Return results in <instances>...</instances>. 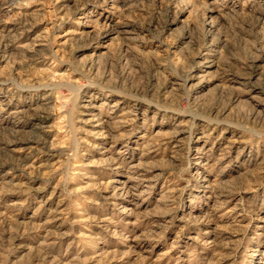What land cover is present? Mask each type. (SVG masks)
Returning <instances> with one entry per match:
<instances>
[{"label":"rangeland","instance_id":"obj_1","mask_svg":"<svg viewBox=\"0 0 264 264\" xmlns=\"http://www.w3.org/2000/svg\"><path fill=\"white\" fill-rule=\"evenodd\" d=\"M14 1L0 0V264H264V0ZM122 28L135 40L108 36ZM205 47L217 66L185 85ZM46 95L40 126L4 121ZM116 104L126 123L103 124ZM133 165L154 186L114 197Z\"/></svg>","mask_w":264,"mask_h":264},{"label":"bare ground","instance_id":"obj_2","mask_svg":"<svg viewBox=\"0 0 264 264\" xmlns=\"http://www.w3.org/2000/svg\"><path fill=\"white\" fill-rule=\"evenodd\" d=\"M19 2L20 0H15L13 2V4H18L19 5ZM209 26L211 28L214 27V25L211 23L209 24ZM117 34L118 36L120 37H123V39H126V40H129V41H134L135 38L133 36V33H131L129 31V29H116L114 31H112L111 33H109L108 36L112 35V34ZM191 38V37H190ZM193 39H191L187 44H192L194 43L192 41ZM213 49V48H212ZM208 47H205L203 49L202 52H200L197 56H199L200 58V62L197 63V67H198V73L194 76L191 75L190 77V74L188 73L184 78V82H185V85H186V82L193 78L197 81V85H198V89H201L203 88V84L204 82L206 81L207 79V76H209V74L211 73V70L213 68H215L218 64V61L215 57V55L212 53L214 52V50H212ZM194 68V67H193ZM192 72V71H191ZM177 86H179L180 84L179 83H176ZM176 87V86H175ZM194 88V87H193ZM196 90V89H195ZM50 95H46L45 97H43V101L38 104H31L30 106H28V108H24V106L20 105L18 107H14L12 108L8 115H6V117H4V121L9 123L11 125V127L16 130V132L20 131L23 127L27 126L28 123H24L22 121L24 115H28L31 119L33 118L34 121H36L39 125V124H42V121L43 120H47V116H45V113H44V108H42L43 106H48L52 103V101L50 100ZM89 104L88 105H85L84 108V112H86V115L87 116H93L91 115L93 113L94 110H97L98 107H96L94 104H93V100L91 101H88ZM87 102V103H88ZM11 106V101L8 100V101H2L0 102V110L1 111H6L8 110V108H10ZM114 109H112L108 115V119H104L103 120V124L104 123H108V121H111V119L114 120L113 123H126V119H128L130 112H125L124 113H121L120 115L118 114L119 112V105H115L113 107ZM180 116H183L184 118L186 116L190 117L191 119L193 120H200V116H196V115H184V114H180ZM110 123V122H109ZM40 126V125H39ZM39 126H36V128H40ZM20 129V130H18ZM185 132L184 130H181V129H177L174 133V138H178L181 139L182 136L185 135ZM29 143V142H28ZM115 143V142H114ZM32 148V147H31ZM211 152V149L209 150ZM206 153V155H204L203 153L199 156H197V159L201 162H197L196 164L199 166L200 164H202V161L207 158V160L209 159V157L212 155V153ZM114 164V163H113ZM119 164V159L115 161V165ZM120 169L121 167L118 166L117 169ZM114 169V168H113ZM148 172V171H147ZM122 178H119V179H115L113 182L117 183V185L114 187V192H113V196L114 197H117L121 200H126L129 198H133V197H136V196H140V195H144L147 193V190H150L153 186H154V183L156 182L157 180V177L159 175H155V176H149L147 173L144 174V172H141V169L138 167V166H131L129 167V170L126 171V173H123L121 174ZM206 182V181H205ZM206 188V192L209 191V190H212V186L211 184H207L205 185ZM212 193L215 194V192L212 191ZM217 194V193H216ZM215 194V196H216ZM219 197H223V196H220V194H218ZM130 202V201H128Z\"/></svg>","mask_w":264,"mask_h":264}]
</instances>
